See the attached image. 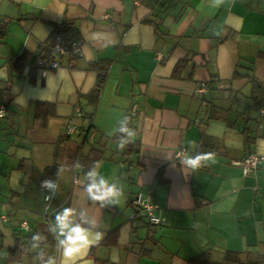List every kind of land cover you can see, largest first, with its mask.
<instances>
[{"label": "crops", "instance_id": "obj_1", "mask_svg": "<svg viewBox=\"0 0 264 264\" xmlns=\"http://www.w3.org/2000/svg\"><path fill=\"white\" fill-rule=\"evenodd\" d=\"M67 22L80 58L11 67ZM0 103L9 108L0 119V264H60L63 208L77 222L85 211L102 233L66 264H186L206 252L264 264V160L251 175L236 164L251 153L264 159V0H0ZM130 113L141 145L127 157L113 133ZM205 138L207 166H183L177 151L195 154ZM95 147L107 150L100 174L123 185L119 204L84 190L76 162ZM46 178L57 184L54 229L44 218ZM140 193L158 207L160 226L133 205ZM17 245L23 254L11 261Z\"/></svg>", "mask_w": 264, "mask_h": 264}, {"label": "clouds", "instance_id": "obj_2", "mask_svg": "<svg viewBox=\"0 0 264 264\" xmlns=\"http://www.w3.org/2000/svg\"><path fill=\"white\" fill-rule=\"evenodd\" d=\"M224 3V0H214L216 6ZM130 117L124 116L120 122V126L114 130L120 133L118 137V147L124 148L128 143L133 141V138L137 135L136 129L129 127ZM181 158V164L192 170L207 166L211 160L213 153L196 151L195 154H190L188 151H183L177 154ZM77 168H82L79 162H76ZM99 163L95 162L90 171L86 173V184L84 190L87 192L89 199L101 203V205L119 204L123 195V185L120 180L113 175L112 179L105 178L104 175L98 171ZM46 186L50 189H55V182H46ZM80 216V222H77L74 217L77 212L72 208H63L62 211L56 215V226L59 229L58 237H62L58 241V248H62L60 264H66L67 261L74 259L81 250L91 244L94 240H99L102 237V233L93 230L95 226V220H85L84 217L88 215L85 211L80 210L78 213ZM87 223L90 226L84 227ZM33 240H40L39 235L33 236ZM48 264H57L56 257L49 258Z\"/></svg>", "mask_w": 264, "mask_h": 264}, {"label": "trees", "instance_id": "obj_3", "mask_svg": "<svg viewBox=\"0 0 264 264\" xmlns=\"http://www.w3.org/2000/svg\"><path fill=\"white\" fill-rule=\"evenodd\" d=\"M72 26L73 24L71 22L57 25L53 30L50 40L46 41L41 46V51L38 55H33V54L30 55L29 53H23L18 58L11 61L12 62L11 67L15 69H21L23 66L29 63L32 67H35L41 70H46V68L48 67V63L50 61H53L56 59H60V60L65 59L58 55V50L55 45V41H56V38L60 36L64 38L66 41L76 40L78 42L73 32ZM79 47H81L80 43H79ZM78 58H80V55H77V56L75 55L66 60L74 62ZM41 62H44V64H41ZM106 78H107V69L102 67L99 73L97 88L95 92H98V93L101 92L106 82ZM263 106L264 104L262 105V107ZM127 116L130 117L128 126L136 129L135 124H134L136 113H130ZM136 132H137V129H136ZM138 135L139 134L137 132V135L133 138V141L128 143L125 146V150H124L125 156L130 157L133 154H139L141 142L138 139ZM119 136H120V133H117L114 139L118 140ZM208 139L207 138L203 139V142L200 145V151L207 152L206 147L208 146L207 144V141H209ZM106 153H107V150L95 147L92 149V151L89 153L88 156L81 157L79 160V164L82 165L84 174H86L88 171L92 169L93 164L95 162L100 163L103 160H105L107 158ZM42 235H45V233H43ZM47 238L48 237H46V239ZM22 254H23V251H22L21 246L17 245L16 248H13L11 250L10 260L17 261L22 256ZM211 255H212L211 252L203 253L199 255L198 257L188 261L186 264H241L239 253L227 252L225 253L223 260L221 261L213 260Z\"/></svg>", "mask_w": 264, "mask_h": 264}, {"label": "built area", "instance_id": "obj_4", "mask_svg": "<svg viewBox=\"0 0 264 264\" xmlns=\"http://www.w3.org/2000/svg\"><path fill=\"white\" fill-rule=\"evenodd\" d=\"M140 0H136V4H139ZM55 45L58 50V55L62 58L68 59L73 56H77L81 54V47H79V43L74 41H66L64 38L58 36L55 41ZM41 64H44V62H41ZM61 66L59 60H53L48 63V69H57ZM208 89V85L206 83H203L201 87L197 90L199 94L205 93ZM261 115L264 117V106L260 109ZM9 115V108L6 104L0 103V119H6ZM75 131L74 127L69 128L68 132L72 133ZM186 149H180L176 153V158L181 160L180 157H178V153L185 151ZM263 158L255 153H251L248 156H246L243 160L237 161L236 164L242 168L244 175H251L255 171L259 169L261 164L263 163ZM55 182L53 179L46 178L42 182V189L45 192V202L48 204L46 208V212L44 214L45 220L51 225V227L54 229L53 224L51 222V213L49 212V206L53 199V196L56 192L57 184L55 189H50L46 186V182ZM150 192H153L150 190ZM133 205L135 207H139L140 210L144 213V215L147 216V218L150 220V223L156 226H160L163 223V220L158 216L157 211L158 207L155 204H152L150 202H147L143 199V195L140 193L133 199ZM21 228L23 230H29V223L24 221L21 224Z\"/></svg>", "mask_w": 264, "mask_h": 264}, {"label": "rangeland", "instance_id": "obj_5", "mask_svg": "<svg viewBox=\"0 0 264 264\" xmlns=\"http://www.w3.org/2000/svg\"><path fill=\"white\" fill-rule=\"evenodd\" d=\"M50 227H51V225H50ZM52 228V227H51Z\"/></svg>", "mask_w": 264, "mask_h": 264}, {"label": "bare ground", "instance_id": "obj_6", "mask_svg": "<svg viewBox=\"0 0 264 264\" xmlns=\"http://www.w3.org/2000/svg\"><path fill=\"white\" fill-rule=\"evenodd\" d=\"M198 92V91H197ZM50 225V224H49Z\"/></svg>", "mask_w": 264, "mask_h": 264}]
</instances>
